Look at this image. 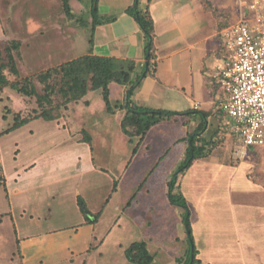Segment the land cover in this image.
Instances as JSON below:
<instances>
[{
	"label": "rangeland",
	"instance_id": "rangeland-1",
	"mask_svg": "<svg viewBox=\"0 0 264 264\" xmlns=\"http://www.w3.org/2000/svg\"><path fill=\"white\" fill-rule=\"evenodd\" d=\"M44 1L51 11L26 9L28 2ZM75 1L83 8L77 11V2H71L77 18L90 20L92 0ZM211 1L221 28L264 11V0ZM62 4L0 0V49L14 39L21 42L16 56L20 76L9 74L11 80L22 82L87 53L91 26L70 19ZM191 9L202 12L197 4ZM22 13L17 23L14 17ZM215 53L221 55L219 37ZM216 71L210 68L206 80L211 106L204 88L193 97L209 107L204 110L209 112L207 121L182 96L175 111L182 116L153 126L140 144L139 137L122 130L127 109L108 113L101 90L91 92V107L83 97L69 103L56 120L38 118L0 134V181L5 175L9 186L8 197L0 182V214L13 211L0 220V264H134L125 251L135 241L147 242L155 264H185L190 248L187 208L197 264H264V147L238 152L219 106L223 90L214 78ZM122 87L112 84L113 104L123 101ZM35 110H40L35 96L11 86L0 90V133L14 123L16 113L26 116ZM88 136L91 143L85 141ZM191 140L196 150L204 147L205 156L184 169ZM91 153L104 169H91ZM171 194L184 197L183 202L173 203ZM77 196L90 210H103L95 229L84 223ZM17 235L25 240L20 246Z\"/></svg>",
	"mask_w": 264,
	"mask_h": 264
},
{
	"label": "trees",
	"instance_id": "trees-1",
	"mask_svg": "<svg viewBox=\"0 0 264 264\" xmlns=\"http://www.w3.org/2000/svg\"><path fill=\"white\" fill-rule=\"evenodd\" d=\"M61 1L63 3V10L70 19H75L82 26H91L89 39L90 46L88 52L74 59L57 64L47 70L41 71L34 76L25 77L21 82L9 78V74H12L15 77L20 76V69L16 56L20 53L21 42L14 39L9 42L4 50L0 49V90L11 86V88L17 90L21 94L35 96L38 107L40 108V110H35L34 113L26 116L21 115V112L16 113L14 123L0 134L9 133L34 119L44 118L45 120H56L62 116L63 110L67 108L69 103L78 101L85 97L89 92L95 90H101L108 113H114L118 108L127 109V112L121 121L122 130L127 135H135L139 137V144L153 126L171 120L176 115H182V113L171 110L139 106L131 98L146 76H155L156 74L157 65L154 62L157 57L154 45L155 23L149 6L143 7L141 5V0H134L133 4L126 9V12L138 22L146 39V62L141 67V71H138L139 64L132 58H118L115 56L98 55L93 53L94 32L97 26L106 20H114V17L107 18L100 15L99 0H92V21L90 19L87 20V22L82 18H77V13L71 5V0ZM201 1L207 11L211 12L214 16L216 15L215 18L218 17L217 28L219 30L222 27V22L219 20V15L217 13L218 9L214 6L211 0ZM222 29L223 28L220 30ZM222 49L225 51L224 46H222ZM35 80L40 83L41 87L36 85ZM111 83H118L125 86L126 96L122 102L118 101L117 104L112 103ZM217 85L219 84L217 83ZM199 111L201 112L204 121H207L209 112L195 110V112ZM202 125L205 124L202 123ZM202 129L203 126H200L197 130L198 132H201ZM190 136L196 138L198 133L196 135L195 133H189V137ZM91 140V137L88 136L85 141L91 143ZM196 147L195 142L191 140L186 153L187 158L184 169L189 168L194 160L205 156L203 151H201L204 147L200 146L199 150H196ZM134 150L136 151L137 147ZM176 176L178 177V175ZM174 183L175 180L171 181L170 187H173L172 185ZM170 197L173 203L176 201L183 202L184 199L182 196L176 198L173 194H171ZM79 204L87 223H95L99 220L101 212L93 213L81 197H79ZM186 213H188L189 216L185 218V221L188 226V231L190 232L188 237L190 248L187 250L186 255L189 262L185 264H197L199 262V259L196 257L198 250L194 245V238L189 220L191 216L189 208H187ZM2 216L3 215L0 214V220ZM125 253L126 258L134 264H155L154 254L151 252L145 241H135L131 243L129 247H127Z\"/></svg>",
	"mask_w": 264,
	"mask_h": 264
},
{
	"label": "crops",
	"instance_id": "crops-1",
	"mask_svg": "<svg viewBox=\"0 0 264 264\" xmlns=\"http://www.w3.org/2000/svg\"><path fill=\"white\" fill-rule=\"evenodd\" d=\"M117 1L99 0L100 15L107 18L114 17V20H106L97 26L94 32L93 53L118 58H132L139 64L138 71H140L146 62V39L138 22L126 12V9L133 4L134 0H120L122 4H118ZM186 1L188 2L186 3ZM71 2H77V11L83 9L78 1L71 0ZM193 3L195 6L197 4L202 12L197 11L194 13L191 9L194 5ZM141 5L143 7L149 6L154 19V45L157 56L154 62L157 66L155 76L148 75L142 80L140 87L131 96L132 100L146 107L164 109L160 107L164 105L166 106V110L176 111L180 98L182 99V96H184L190 102V106L195 110H208L213 102L212 97L209 96L211 93L210 87L208 86L209 82H206L208 70L210 68L216 69L223 64L224 58L222 39L220 40V31L217 28V19L211 12L205 9L201 0H185L184 3L180 0H141ZM28 8L32 10L35 8L42 11V13L44 10L51 11V5L48 1L47 3L44 1L42 4L28 2L26 9ZM15 9H20V7L17 5ZM38 13L40 14L41 12ZM33 15L34 13H30L32 17H28V19L33 20L35 18ZM23 17L24 15L22 13L16 15L14 19L18 20L17 23H19ZM37 18L41 19V17ZM218 37L221 55L216 57L215 52L218 47ZM104 48L107 52H98ZM199 82H202V87L197 86ZM112 84H110L111 91ZM201 88H204V91H206L208 108H203L201 102L193 98L197 90L199 91ZM91 92L85 96L89 102ZM121 93H123L121 99L124 100L126 96L125 86L122 87ZM137 97L143 98L145 102L140 99L138 101L136 99ZM91 106L92 102H90L89 107ZM122 110L124 111V109ZM79 143L85 142L79 141ZM91 151H93V147L90 146ZM87 156L88 161H92L91 169H104L96 163L92 153ZM75 161L79 162L77 159ZM33 165H30L27 169ZM87 166H90V162L87 163ZM1 181L8 194L9 186L5 175H2ZM92 212L96 213V211ZM97 212H101L102 216V209ZM1 213L3 215L2 218H4L5 215L13 214V211L10 209V211ZM100 218L93 224L87 223L86 221L84 223L91 227L94 226L95 229L101 220ZM14 230L15 233H18L20 228L14 224ZM17 237L19 240L18 246H20V243L23 244L25 240L18 235ZM21 256H24L23 259L25 262V253H21Z\"/></svg>",
	"mask_w": 264,
	"mask_h": 264
},
{
	"label": "built area",
	"instance_id": "built-area-1",
	"mask_svg": "<svg viewBox=\"0 0 264 264\" xmlns=\"http://www.w3.org/2000/svg\"><path fill=\"white\" fill-rule=\"evenodd\" d=\"M260 12L220 31L225 51L214 78L223 90L219 106L239 153L264 147V11Z\"/></svg>",
	"mask_w": 264,
	"mask_h": 264
}]
</instances>
